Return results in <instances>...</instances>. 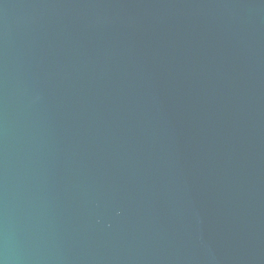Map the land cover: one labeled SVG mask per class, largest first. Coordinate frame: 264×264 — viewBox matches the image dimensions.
Instances as JSON below:
<instances>
[{"label": "water", "instance_id": "1", "mask_svg": "<svg viewBox=\"0 0 264 264\" xmlns=\"http://www.w3.org/2000/svg\"><path fill=\"white\" fill-rule=\"evenodd\" d=\"M0 264H264V0H0Z\"/></svg>", "mask_w": 264, "mask_h": 264}]
</instances>
